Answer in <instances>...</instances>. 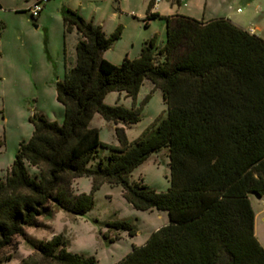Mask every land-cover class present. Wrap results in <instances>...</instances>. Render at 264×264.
Instances as JSON below:
<instances>
[{"label": "trees", "instance_id": "trees-1", "mask_svg": "<svg viewBox=\"0 0 264 264\" xmlns=\"http://www.w3.org/2000/svg\"><path fill=\"white\" fill-rule=\"evenodd\" d=\"M145 20L163 18L165 41L153 34L134 58L119 64L103 52L120 37L64 6L62 23L75 31L74 61L56 81L61 122L42 113L29 119L32 133L19 142L0 178V254L39 226L54 209L82 215L92 209L93 191L102 182L119 185L136 210L164 211L167 223L116 264H264V248L254 235L249 194L264 195V39L226 18L207 21L152 11ZM144 80L161 90L165 115L139 137L103 143L88 126L94 113L105 120L135 123L140 111L103 99L110 91L134 98ZM167 149L169 187L156 191L130 172L152 153ZM105 149L106 153H101ZM91 178L88 193L73 181ZM107 231L133 236L127 220L104 223ZM112 240V238H109ZM19 264H95L90 255L72 252L62 234L32 243ZM0 256V262L10 258Z\"/></svg>", "mask_w": 264, "mask_h": 264}, {"label": "rangeland", "instance_id": "rangeland-1", "mask_svg": "<svg viewBox=\"0 0 264 264\" xmlns=\"http://www.w3.org/2000/svg\"><path fill=\"white\" fill-rule=\"evenodd\" d=\"M33 1L0 0V178L8 171L19 142L30 137L33 127L29 119L34 113L62 121L63 108L56 100L55 85L63 76L65 64L74 61L77 41L75 31L63 27L62 7L76 10L84 19L100 25L106 34L121 27L120 37L102 55L113 64H119L125 56L136 57L142 42L153 34L159 45L165 41L164 19L145 20L151 0H43L39 15L32 18L27 8ZM152 9L201 21L226 18L243 29H255L264 39V0H155ZM103 101L140 111L139 120L131 124L107 121L94 113L88 126L97 129L103 143L119 144L116 127L130 142L165 115L161 90L149 80L143 81L134 98L110 91ZM100 151L106 153L105 149ZM169 176L167 149L162 148L136 166L128 179H141L146 186L165 191L170 185ZM73 187L88 193L91 178L77 177ZM93 199L92 209L82 215L54 209L51 216L39 218V226L25 227L24 235L16 236L13 244L2 251L0 256H11L0 264H19L22 257L33 252V242L56 233L64 236L68 250L95 257V264H116L132 245H141L155 227L167 220L164 211L134 209L123 198L119 185L102 182L93 191ZM249 200L256 214L254 235L264 248V195L251 193ZM110 220H127L136 229L135 234L120 231V237L115 238L116 232L107 231L104 224Z\"/></svg>", "mask_w": 264, "mask_h": 264}, {"label": "built area", "instance_id": "built-area-1", "mask_svg": "<svg viewBox=\"0 0 264 264\" xmlns=\"http://www.w3.org/2000/svg\"><path fill=\"white\" fill-rule=\"evenodd\" d=\"M42 1L43 0H34L33 3L30 6H28L27 9L29 10V13H30L32 18H36L39 15V12L41 10L40 3Z\"/></svg>", "mask_w": 264, "mask_h": 264}, {"label": "crops", "instance_id": "crops-1", "mask_svg": "<svg viewBox=\"0 0 264 264\" xmlns=\"http://www.w3.org/2000/svg\"><path fill=\"white\" fill-rule=\"evenodd\" d=\"M157 8V7H156ZM153 11H154V9H152ZM157 12V11H156ZM40 13V12H39ZM159 14H162V13H160V12H158ZM163 15V14H162ZM232 22V21H231ZM232 23H234V22H232ZM235 25H237V26H239L238 24H236V23H234ZM240 27V26H239ZM245 30H247V29H245ZM255 29H252V30H248L249 32H253V33H255V31H254ZM160 34V33H159ZM256 34V33H255ZM161 43H162V40H161ZM263 196V195H262ZM159 216L161 215V214H158ZM255 217H256V214H255V212H254V223H255ZM165 223H167V220H166V222ZM164 223V224H165ZM158 227H160V226H157V227H155L152 231H154V230H156ZM147 239V238H146ZM145 239V240H146ZM145 241H143V243H144ZM142 243V244H143Z\"/></svg>", "mask_w": 264, "mask_h": 264}]
</instances>
